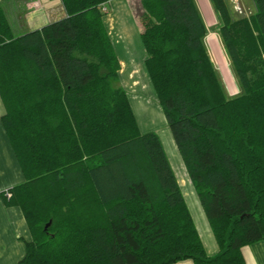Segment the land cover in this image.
Instances as JSON below:
<instances>
[{
	"label": "trees",
	"instance_id": "obj_1",
	"mask_svg": "<svg viewBox=\"0 0 264 264\" xmlns=\"http://www.w3.org/2000/svg\"><path fill=\"white\" fill-rule=\"evenodd\" d=\"M60 1L63 19L19 35L0 3L1 124L23 176L0 201L29 232L18 264H245L241 248L264 243V0H253L251 23L210 0L234 97L208 57L195 0L137 2L144 68L214 256L158 135L140 133L118 85L101 10L111 0Z\"/></svg>",
	"mask_w": 264,
	"mask_h": 264
},
{
	"label": "crops",
	"instance_id": "obj_2",
	"mask_svg": "<svg viewBox=\"0 0 264 264\" xmlns=\"http://www.w3.org/2000/svg\"><path fill=\"white\" fill-rule=\"evenodd\" d=\"M137 1L111 0L105 3L103 22L119 62L118 85L128 95L138 129L142 134L156 133L164 148L163 140L173 144L164 114L157 103L144 68L145 53L140 38L141 27L132 10V2ZM0 3L6 7V12L11 17L15 13L16 23L18 21L16 26L19 30H38L65 17L60 0H0ZM3 114L4 108L0 99V191L9 190L23 182V176L1 124ZM181 178L182 183L177 180L180 188L183 187L186 194L193 195L198 202L194 190L187 188L188 184L191 185L187 173ZM205 224L196 229L201 242L203 240L201 233L203 238H206V245L204 246L203 242L202 244L207 255L214 256L218 252V247L207 220ZM206 235L209 236L210 241ZM26 240H29V232L21 211L16 207L6 206L0 201V264H18L23 257V242ZM241 255L245 264H264V243L259 241L242 247ZM175 264H193V262L184 260Z\"/></svg>",
	"mask_w": 264,
	"mask_h": 264
},
{
	"label": "rangeland",
	"instance_id": "obj_3",
	"mask_svg": "<svg viewBox=\"0 0 264 264\" xmlns=\"http://www.w3.org/2000/svg\"><path fill=\"white\" fill-rule=\"evenodd\" d=\"M137 2H132V10L134 15L139 11ZM195 2L197 4L198 10L207 29V33L204 39V44L206 47L208 57L212 62V64H214V68L216 70L217 76L227 97L237 96L239 95L240 89L237 84V80L233 74V71L231 69L229 59L227 58L224 52V47L218 33L220 27L219 17L215 12V10L213 9L210 0H195ZM224 2L228 8L232 22L236 23V22L246 21L248 23H251L256 12V8L253 3V0H224ZM12 19L14 23L17 24L16 20L13 17ZM13 29H14V33L17 35L26 33L28 31V30H19L18 27L16 28L15 26H13ZM147 100L149 101V99ZM167 130L173 145H171V143H169L168 140H163L164 151L169 159L171 168L177 180L181 181L182 179L181 176H184V174H186V171L176 151V148L173 143L172 135L168 126H167ZM181 188L183 191V195H184L183 197L185 203L190 211L191 217L196 225V228H199L202 225L205 226L206 219L199 206V203L196 201V198L193 197V195L188 196L184 191V188L183 187ZM187 188L189 190L191 189L193 190L192 186L189 184L187 185ZM200 235L203 239L202 242L205 246L206 238H203L202 233ZM207 238L210 241L209 236H207Z\"/></svg>",
	"mask_w": 264,
	"mask_h": 264
},
{
	"label": "built area",
	"instance_id": "obj_4",
	"mask_svg": "<svg viewBox=\"0 0 264 264\" xmlns=\"http://www.w3.org/2000/svg\"><path fill=\"white\" fill-rule=\"evenodd\" d=\"M101 10H102L103 12H105V8H104V6L101 7ZM2 194H3L6 198H9V197H10V194H9L8 190L0 191V195H2Z\"/></svg>",
	"mask_w": 264,
	"mask_h": 264
}]
</instances>
